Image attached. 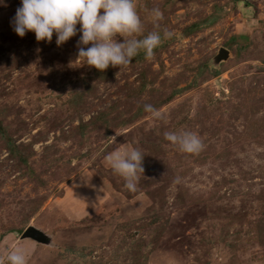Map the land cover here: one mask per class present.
Masks as SVG:
<instances>
[{
    "label": "rangeland",
    "instance_id": "obj_1",
    "mask_svg": "<svg viewBox=\"0 0 264 264\" xmlns=\"http://www.w3.org/2000/svg\"><path fill=\"white\" fill-rule=\"evenodd\" d=\"M134 2L141 35L173 36L103 71L78 58L80 33L21 37V0L0 4V264L17 246L26 264H264V0ZM180 131L203 149L165 139ZM128 145L135 192L106 161Z\"/></svg>",
    "mask_w": 264,
    "mask_h": 264
},
{
    "label": "clouds",
    "instance_id": "obj_2",
    "mask_svg": "<svg viewBox=\"0 0 264 264\" xmlns=\"http://www.w3.org/2000/svg\"><path fill=\"white\" fill-rule=\"evenodd\" d=\"M151 18L159 27L163 12L153 8ZM12 24L21 37L33 31L37 41L50 43L55 33L57 46L80 33L78 58H84L85 64L101 71L109 66L126 67L141 52L146 59H151L162 41L173 36L166 28L163 32L141 35L143 22L134 0H21ZM118 36L123 40H118ZM144 111L154 118H162V113L151 104H145ZM165 139L190 154L200 152L204 146L201 138L191 131L166 132ZM143 160L144 154L132 145L106 157L108 165L124 178L125 187L131 192L137 190L139 174L144 173ZM7 260L9 264H26L25 249L12 248Z\"/></svg>",
    "mask_w": 264,
    "mask_h": 264
},
{
    "label": "water",
    "instance_id": "obj_3",
    "mask_svg": "<svg viewBox=\"0 0 264 264\" xmlns=\"http://www.w3.org/2000/svg\"><path fill=\"white\" fill-rule=\"evenodd\" d=\"M229 56L230 51L228 49L223 48L218 56V60L222 61L223 59H228ZM22 238H32L41 243H48L50 241L49 235L34 226H30L29 228H27L23 233Z\"/></svg>",
    "mask_w": 264,
    "mask_h": 264
}]
</instances>
